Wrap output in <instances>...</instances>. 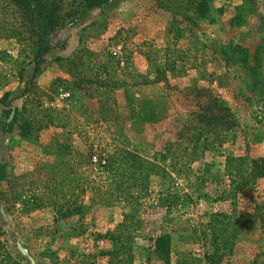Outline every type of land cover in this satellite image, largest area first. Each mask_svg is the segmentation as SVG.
<instances>
[{
    "label": "rangeland",
    "instance_id": "obj_1",
    "mask_svg": "<svg viewBox=\"0 0 264 264\" xmlns=\"http://www.w3.org/2000/svg\"><path fill=\"white\" fill-rule=\"evenodd\" d=\"M56 1L79 14L47 36L50 49L24 91L35 47L17 9L0 0V257L166 264L152 246L168 234L167 264H264V177L233 189L226 174L238 166H227L228 156H264V66L252 73L240 62L247 49L264 65V0H208L204 16L186 0H109L92 8ZM76 52L78 64L91 62L88 76L108 81L112 92L83 83L82 94L67 98L56 78L78 77L54 59ZM166 57L175 60L173 71L164 68ZM209 92L227 101L235 125L223 131L212 123L195 141ZM23 103L28 119L53 107L65 117L26 137L17 127L3 131L4 110ZM115 148L155 157L163 171L127 196L104 177ZM215 213L238 224L237 233L217 235L209 223Z\"/></svg>",
    "mask_w": 264,
    "mask_h": 264
},
{
    "label": "trees",
    "instance_id": "obj_2",
    "mask_svg": "<svg viewBox=\"0 0 264 264\" xmlns=\"http://www.w3.org/2000/svg\"><path fill=\"white\" fill-rule=\"evenodd\" d=\"M19 12L22 24L26 27L27 31L32 38V44L35 47V61L34 70L35 73L31 80L26 82L24 91H28V86L34 85L33 80L36 78V73L40 69L43 62V56L49 51L50 46L47 43V36L62 27L66 21L79 14V8L75 7L68 12L63 11V7L56 0H8ZM109 0H79L78 6H84L85 8H92L102 6L108 3ZM188 9L192 13H198L199 15H206L208 11V0H186ZM87 51L81 49L80 52ZM167 51V50H166ZM89 53V51H87ZM81 55L76 52L71 56L57 57L54 62L58 66L69 74L71 78L77 76L78 79L69 82V79H63L61 77L56 80L64 82L62 90L68 92V99L73 98L77 94H82L84 84H95L99 89L104 91H111V84L106 80H100L98 78H92L93 66L91 62H82L78 64ZM226 62L229 64L231 58L226 56ZM233 62V61H232ZM240 62L242 67L249 69L252 73L256 70H261L264 66L261 58L257 52H252L251 55H247V49L242 50ZM175 60H171L166 57L164 68L166 70L173 71L175 68ZM64 65H67L69 69H65ZM69 82V83H68ZM148 83V82H140ZM71 84V85H70ZM264 89V81L262 84ZM208 103L205 105V113L200 114V130L195 135V141L199 140L204 132V127H210L212 123L219 125V129L226 131L227 129L235 125L236 119L229 107L227 101L209 92ZM215 110V112L213 111ZM6 113V119L3 121L2 130L5 132L12 131L15 127L20 129V134L24 137L28 136L33 130L39 131L49 126L61 125L60 119L65 117V112L62 108H50L42 109L40 119H28L25 116L27 112V105L23 103L22 106L13 107L4 110ZM81 158H84L86 162H91V155L79 153ZM237 162L238 166L234 167V170H228L227 175L231 178L230 182L233 184V189H244L247 187L250 178L264 177V156L258 158H248L247 156H228L226 157V164L229 166L231 163ZM104 177L111 185L116 184V188L121 190L127 196H133L134 193L138 195L144 188L146 180L153 175H158L163 171L162 165L156 161V158L147 159L136 153L135 151L126 148H115L107 154L104 161ZM242 166H245L242 168ZM227 168V167H226ZM65 215V214H64ZM220 220L218 214H212L209 223H216L212 226L215 233L222 234L224 232L229 235L237 233L239 225L230 224ZM222 226L219 230L218 226ZM218 230V232H217ZM3 231L0 227V236ZM153 252L167 264L170 260V236L168 234H160L153 239ZM117 248H114L110 254L116 253ZM0 264H19V260L12 256L10 253H2L0 257Z\"/></svg>",
    "mask_w": 264,
    "mask_h": 264
},
{
    "label": "built area",
    "instance_id": "obj_3",
    "mask_svg": "<svg viewBox=\"0 0 264 264\" xmlns=\"http://www.w3.org/2000/svg\"><path fill=\"white\" fill-rule=\"evenodd\" d=\"M95 159V158H94Z\"/></svg>",
    "mask_w": 264,
    "mask_h": 264
}]
</instances>
